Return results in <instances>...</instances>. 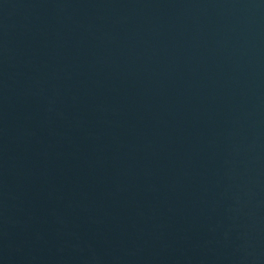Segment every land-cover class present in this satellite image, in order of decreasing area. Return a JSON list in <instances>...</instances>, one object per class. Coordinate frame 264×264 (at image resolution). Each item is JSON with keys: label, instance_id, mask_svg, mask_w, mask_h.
<instances>
[{"label": "water", "instance_id": "obj_1", "mask_svg": "<svg viewBox=\"0 0 264 264\" xmlns=\"http://www.w3.org/2000/svg\"><path fill=\"white\" fill-rule=\"evenodd\" d=\"M0 264H264V0H0Z\"/></svg>", "mask_w": 264, "mask_h": 264}]
</instances>
